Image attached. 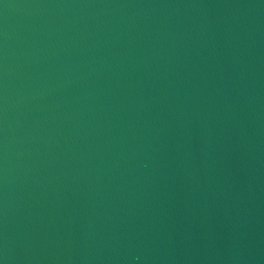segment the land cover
<instances>
[{
	"label": "water",
	"instance_id": "water-1",
	"mask_svg": "<svg viewBox=\"0 0 264 264\" xmlns=\"http://www.w3.org/2000/svg\"><path fill=\"white\" fill-rule=\"evenodd\" d=\"M0 264H264V0H0Z\"/></svg>",
	"mask_w": 264,
	"mask_h": 264
}]
</instances>
